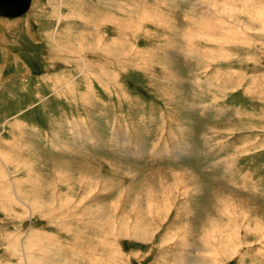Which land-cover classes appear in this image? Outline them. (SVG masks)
Returning <instances> with one entry per match:
<instances>
[{
  "label": "rangeland",
  "instance_id": "374dc122",
  "mask_svg": "<svg viewBox=\"0 0 264 264\" xmlns=\"http://www.w3.org/2000/svg\"><path fill=\"white\" fill-rule=\"evenodd\" d=\"M120 1L150 3L181 30L86 22L122 14L111 0H35L21 18H0V264H28L21 254L91 264V252L98 264H264V46L228 44L224 60L221 45L198 37L205 17L218 21L219 0ZM233 6L226 17L243 29ZM88 33L132 49L121 59L60 52ZM214 217L229 247L205 228ZM140 219L149 239L131 232Z\"/></svg>",
  "mask_w": 264,
  "mask_h": 264
},
{
  "label": "bare ground",
  "instance_id": "6f19581e",
  "mask_svg": "<svg viewBox=\"0 0 264 264\" xmlns=\"http://www.w3.org/2000/svg\"><path fill=\"white\" fill-rule=\"evenodd\" d=\"M220 2H219V4H220V6H221V8H222V10L221 11H219L218 13L216 12H213L212 10V12L214 13V15L215 16H217L218 17V21H215V20H213V19H211L210 17H205L208 21V24L206 25V29H207V31H203V30H201L200 32H198L197 33V35H198V37H200V39H201V37L202 38H204V39H207V40H209V42H215L217 45H221V47H220V50H219V53H220V58H222V59H224V60H228V59H230L231 58V56H233L232 54H231V52L229 51V49H228V44H233V43H239V44H245L246 46H247V43L249 44V45H252L251 43H252V41L254 42L256 39H257V41L259 42V44L260 45H262V46H264V1L263 0H219ZM35 2V0H30V2H29V6H28V9L26 10V12L25 13H29L30 11H31V7H32V5L33 4H35L34 3ZM110 2V1H109ZM111 2L112 3H114V4H116V5H118L117 3L119 2V5H120V7H119V5H118V7L121 9L120 11L122 12V14H118L117 13V15H113V16H106V17H104V15H103V13H100V14H98V15H96V16H86L85 18L87 19V23L88 24H92L93 22H95V21H93V19H96V20H98L99 22H106L107 24L109 23H112V24H114L116 27L115 28H117V31H118V33L119 34H121V33H123L124 31H126V29H129V30H131L132 31V29L134 30V28L135 29H139L140 27H138L137 26V23H142V22H146V21H150V22H153V23H156V24H166V25H169V26H167L168 28H170V27H173L176 31L178 30V31H180L181 29H180V27H178L175 23H173L172 24V26L170 25V23H171V21H168L169 20V17L163 12V11H161V10H158V9H156L155 7H153L150 3H147V5H143L142 3L143 2H133L131 5H126L125 7H122L121 6V4L123 3H121V1L120 0H111ZM215 2H217V1H215ZM209 4V3H208ZM109 5V4H108ZM123 5V4H122ZM213 5V4H212ZM233 5H235V8H236V6L238 7V6H240V9H241V11H240V9H239V11L242 13V14H244V25H241L242 27H243V29H245V30H243V29H240L238 26H236V24H234V23H232V21L231 22H229L228 21V19H229V17H231V16H229V13L227 12V10H230L232 13L235 11V9H234V6ZM137 6H143V8H142V10H140V11H137L138 10V7ZM68 7V6H67ZM106 7V6H105ZM112 7V6H111ZM103 8V7H102ZM107 8V7H106ZM125 8V9H124ZM129 8V12H127L126 11V9H128ZM151 8V9H150ZM69 9V8H68ZM109 9V8H108ZM59 10V9H58ZM102 10H104V9H102ZM110 10V12H113V11H111V8L109 9ZM108 10V11H109ZM115 10H116V8H115ZM33 11V10H32ZM105 11V10H104ZM215 11V10H214ZM76 12V11H75ZM82 12V11H81ZM103 12V11H102ZM118 12V11H117ZM138 12V16H137V18H134L135 17V14ZM24 13V14H25ZM78 13H80V11L78 12ZM241 13H239V14H241ZM59 14V13H58ZM71 14H74V15H71ZM108 14V13H107ZM237 14H238V11H237ZM236 14V15H237ZM238 14V15H239ZM23 15V14H22ZM22 15H18V16H22ZM62 15H64V14H62ZM76 15H78V14H76V13H67V15H64V18L66 17V18H69V16H70V18H72V17H75ZM18 16H14V17H18ZM61 16V15H60ZM79 16H82V15H79ZM126 16H128L129 18L128 19H126ZM226 16H229L228 18L226 17ZM233 16V15H232ZM7 17H10V16H4V15H0V18H2V19H6ZM77 17V16H76ZM94 17V18H93ZM234 17V16H233ZM238 16H236L235 18H237ZM242 16H241V18H243ZM18 18H21V17H18ZM60 18V17H59ZM63 18V17H62ZM83 18V17H82ZM239 18V17H238ZM7 19H9V18H7ZM30 19V18H29ZM28 19V20H29ZM85 19V20H86ZM230 19H232V18H230ZM27 20V19H26ZM67 20V19H66ZM232 20H234V19H232ZM93 21V22H92ZM142 21V22H141ZM237 21V20H236ZM240 21H242V20H240ZM28 22V21H27ZM26 22V23H27ZM90 22V23H89ZM204 22H206V21H204ZM206 22V23H207ZM237 23V22H236ZM241 23V22H240ZM111 24V25H112ZM70 26V25H69ZM103 26V25H102ZM106 26V25H105ZM98 27V26H97ZM167 27H166V30H167ZM204 27V26H203ZM26 28H27V26H26ZM66 28H68V27H66ZM142 28V27H141ZM257 29V33H255V35L252 33V31L254 30V29ZM112 29H113V27H112ZM146 29V28H145ZM190 29V28H189ZM193 29V28H192ZM194 29H195V26H194ZM106 31H107V29H106ZM142 31V30H141ZM187 31V30H186ZM255 31V30H254ZM129 32V31H128ZM134 32V31H133ZM133 32H132V34H133ZM193 32H194V30H193ZM195 32H197V31H195ZM194 32V33H195ZM126 33V32H125ZM193 33V34H194ZM103 34V33H102ZM106 34V33H105ZM127 34V33H126ZM130 34V33H129ZM129 34H127V35H129ZM123 35V34H122ZM134 35V34H133ZM130 37H131V35H129ZM191 36V35H190ZM194 36V35H193ZM137 37V36H136ZM78 38L79 39H77V45L75 46L73 43H68L67 45H66V48H65V51L64 50H62V51H60V52H67V53H71V54H76V53H85V55L87 56V52H93V51H95V50H102V51H106L107 53H110L111 54V56L112 55H118L119 56V58L120 57H122L121 55H127L128 54V52L130 51V49H132L131 47H132V45L131 46H129V47H127V48H125V44H127V43H125L124 41L123 42H120V41H115L114 43H110V45L109 46H106L104 43H103V40H105L104 39V35H99V33H98V35H95V34H90V33H88L87 35H79L78 36ZM167 39H169V37L167 36ZM75 41V40H74ZM108 41V40H107ZM127 41V40H126ZM125 43V44H124ZM132 43V42H131ZM257 43V42H256ZM234 44V45H235ZM255 45H257V44H255ZM114 47V48H113ZM117 47L121 50V51H119L118 49H117ZM116 48V49H115ZM136 48V47H135ZM133 49H134V47H133ZM233 49V48H232ZM135 50V49H134ZM101 53V52H100ZM233 53V52H232ZM93 54V53H92ZM91 54V55H92ZM96 54V53H95ZM103 55H104V53H103ZM98 56H102V55H97V57ZM105 56V55H104ZM236 56V55H235ZM93 58H95V56L94 57H92L91 59H93ZM114 58H116V57H114ZM113 58V59H114ZM102 59V58H101ZM109 59V58H108ZM121 59V58H120ZM119 59V60H120ZM94 60H99V59H94ZM103 60V59H102ZM116 60V59H115ZM93 61V60H92ZM100 61V60H99ZM106 61V60H105ZM98 62V61H97ZM127 62H128V59H127ZM86 63V62H85ZM103 63H104V61H103ZM108 63V62H107ZM122 63V62H121ZM105 64V63H104ZM127 64V63H126ZM101 65V64H100ZM109 65V64H108ZM93 67H94V64L92 65ZM97 66H98V64H97ZM96 67V66H95ZM94 67V68H95ZM102 67V66H101ZM90 68V67H89ZM89 68H87V69H89ZM110 68V67H109ZM91 69H92V67H91ZM96 69V68H95ZM103 70H104V68H103ZM100 71H102V70H100ZM94 72H95V70H94ZM103 72V71H102ZM101 72V73H102ZM87 73H89V72H87ZM108 73V72H107ZM90 74V73H89ZM96 74L98 75V72H96ZM93 75H94V73H93ZM101 75V74H100ZM91 76V75H90ZM96 76V75H95ZM106 76V75H105ZM103 77H104V75H103ZM103 77H101L100 76V78H103ZM87 78H89V76L87 77ZM100 78H99V80H100ZM70 83V82H69ZM263 89V88H262ZM183 174V173H182ZM178 175V174H177ZM180 180V179H179ZM178 180V181H179ZM198 187H200V186H198ZM21 194V193H20ZM19 196V195H18ZM22 196V195H21ZM22 198V197H21ZM24 198V197H23ZM18 199V198H17ZM25 199V198H24ZM23 199V200H24ZM36 199V198H35ZM221 200V199H220ZM20 201V200H19ZM7 202V201H6ZM10 202V201H9ZM13 202V201H12ZM16 202V201H15ZM42 202V201H41ZM162 202H164V201H162ZM221 202V201H220ZM32 203V202H31ZM222 203V202H221ZM225 203L226 204H228L227 206H231V205H233V204H235L234 202H232V201H228V200H226L225 201ZM50 205V203H48V202H46V205ZM153 204V203H152ZM152 204H150V205H147L146 207L147 208H150V211H152V213H153V207H152ZM236 205V208L237 209H239L240 210V214L238 213V215H239V217H243L244 215H245V211L243 210V208H242V205L240 204V203H236L235 204ZM5 207V206H4ZM145 207V206H144ZM9 208V207H8ZM146 208V209H147ZM3 209H5V208H3ZM140 209V208H139ZM7 210V209H6ZM9 210V209H8ZM12 210V209H11ZM140 212V211H139ZM142 213V212H141ZM197 214V213H196ZM140 215V214H139ZM195 216V215H194ZM197 216V215H196ZM192 218V217H191ZM189 219V218H188ZM163 220V219H162ZM194 220H196V219H194ZM189 221V220H188ZM144 220H142V219H140V221L138 222L139 223V225L136 227V228H138V227H140V228H144V229H141L140 231L139 230H130V229H128V227H126V225L125 224H122V227L123 228H121L120 229V233L121 234H126L125 232H128V231H131L132 232V234L134 235V237L135 238H140V239H143V240H146V239H149L150 237H152V235L154 234V231L152 230V229H150V228H145V226L144 227H141V226H143V225H145L144 223ZM194 222V221H193ZM187 223V222H186ZM195 223V222H194ZM193 223V224H194ZM143 224V225H142ZM193 224H191V225H193ZM198 224V223H197ZM258 226H259V228H261V232H263L264 231V222H261V220H258ZM146 225H148V224H146ZM190 225V226H191ZM205 225V224H204ZM254 225V224H253ZM185 227H187V226H185ZM240 228H249V230H251L250 229V224H248V223H243V224H241L240 226H239ZM189 228H191V227H189ZM205 228H209V231H211V233L212 232H214V231H218V235H216L215 237L214 236H212V239L214 240V243H218L219 245H224V244H226V247H229L228 245H227V242L226 241H228V240H226V239H222L221 237H219L221 234H222V228H224L223 227V224H222V222L220 221V219H218V218H216V217H214V218H211V219H209V220H206V225H205ZM204 228V229H205ZM217 228V229H216ZM254 229V228H253ZM67 230V229H66ZM189 231H190V233H191V231L192 230H190L189 229ZM260 232V231H259ZM179 233V232H178ZM180 234L181 235H183L184 236V240H185V242H186V229H183L182 231H180ZM198 234V233H197ZM7 235H9V234H7ZM6 235V236H7ZM36 235V234H35ZM151 235V236H150ZM188 235V234H187ZM190 235H192L193 236V234H190ZM189 235V236H190ZM195 235V234H194ZM180 236V235H179ZM203 237H204V235H203ZM202 237V238H203ZM228 237V236H227ZM37 238V237H36ZM32 239V238H31ZM231 239V238H230ZM33 240V239H32ZM202 240V239H201ZM211 240V239H210ZM209 240V241H210ZM232 240H233V238H232ZM209 241H208V243H209ZM34 242V241H33ZM36 242V241H35ZM75 242V241H74ZM78 242H81L82 243V241L80 240V239H78L74 244H78ZM191 243V242H190ZM232 243V242H231ZM33 244V243H32ZM62 244V243H61ZM211 244V243H210ZM234 244V243H233ZM59 245H60V243H59ZM58 245V246H59ZM108 245V244H107ZM183 245V244H182ZM209 245V244H208ZM207 245V246H208ZM230 245H232V244H230ZM30 246V245H29ZM61 246V245H60ZM181 246V245H180ZM212 246V245H211ZM214 246V245H213ZM62 247V246H61ZM84 247H86V246H84ZM109 247V246H108ZM113 247V246H112ZM183 247V246H182ZM186 247V246H185ZM203 247V246H202ZM215 247V246H214ZM65 248V247H64ZM194 248V247H193ZM218 248H219V246H218ZM113 249V248H112ZM185 249V248H184ZM199 249V248H198ZM208 249H209V246H208ZM111 250V249H110ZM182 250V249H181ZM186 250V249H185ZM210 250V249H209ZM79 251H80V249L79 250H77L76 251V254H78L79 253ZM201 251V250H200ZM216 250L214 249V251L212 250L211 252H214V253H216L215 252ZM186 252V251H185ZM204 252H206V251H204ZM119 253V252H118ZM178 253V252H177ZM201 253V252H200ZM207 253V252H206ZM60 254V253H59ZM205 254V253H204ZM203 254V255H204ZM208 254H211V253H209V251H208ZM94 255V256H93ZM106 255V254H105ZM23 256L24 255H22L21 254V260H23V263L25 262V261H27L28 262V264H29V257H24V259H23ZM78 256V255H77ZM85 256L87 257V260H88V258L90 259V261H91V264H98V263H100V259H99V257L98 256H95V254H93V252H91V253H86L85 254ZM175 256V255H174ZM78 257H81V256H78ZM197 257H198V255H197ZM203 257V256H202ZM201 257V258H202ZM46 258V257H45ZM83 258H85L84 257V255H83ZM102 258V257H101ZM178 258H179V256H178ZM184 258H185V261H184ZM199 258V257H198ZM206 258V257H205ZM208 258H209V256H208ZM102 259H104L105 260V258L103 257ZM176 259H177V257H176ZM180 260H182V262H183V264H185V263H189V262H193V264H208V262H206V261H201V260H198V259H196V258H194L193 257V259L192 258H186V255L184 256V255H182V256H180V258H179ZM187 259V260H186ZM45 260V259H44ZM80 260V258H78L77 260H75V262H72V261H70L71 263H74V264H81L82 262L81 261H79ZM82 260V259H81ZM104 260H103V262H104ZM118 260V259H117ZM159 260V259H158ZM53 261H55V260H53ZM83 261V260H82ZM85 261V260H84ZM89 261V260H88ZM174 261V260H173ZM36 262V261H35ZM70 262L68 263H65V264H70ZM87 262V261H86ZM105 262L108 264V263H112V261L110 260H108L107 258H106V260H105ZM118 262V261H117ZM169 262V261H168ZM175 262V261H174ZM219 262H222V261H219ZM58 263V262H57ZM56 263V264H57ZM121 263V262H120ZM215 263V262H214ZM217 263V262H216ZM37 264V263H36ZM46 264V263H45ZM122 264V263H121ZM190 264V263H189ZM219 264V263H218Z\"/></svg>",
  "mask_w": 264,
  "mask_h": 264
},
{
  "label": "water",
  "instance_id": "95a60500",
  "mask_svg": "<svg viewBox=\"0 0 264 264\" xmlns=\"http://www.w3.org/2000/svg\"><path fill=\"white\" fill-rule=\"evenodd\" d=\"M30 0H0V15L18 16L28 9Z\"/></svg>",
  "mask_w": 264,
  "mask_h": 264
}]
</instances>
